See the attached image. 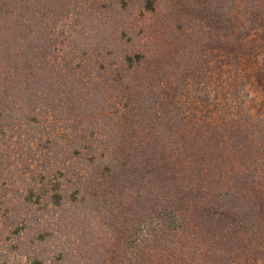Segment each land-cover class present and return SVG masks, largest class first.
Returning <instances> with one entry per match:
<instances>
[{"label": "trees", "instance_id": "16d2710c", "mask_svg": "<svg viewBox=\"0 0 264 264\" xmlns=\"http://www.w3.org/2000/svg\"><path fill=\"white\" fill-rule=\"evenodd\" d=\"M0 264H264V0H0Z\"/></svg>", "mask_w": 264, "mask_h": 264}]
</instances>
